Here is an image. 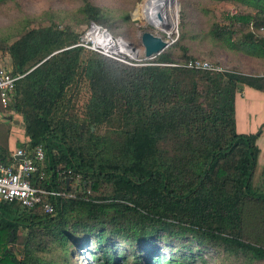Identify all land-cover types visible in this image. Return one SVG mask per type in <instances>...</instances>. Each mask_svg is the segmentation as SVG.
Returning a JSON list of instances; mask_svg holds the SVG:
<instances>
[{
	"label": "trees",
	"instance_id": "16d2710c",
	"mask_svg": "<svg viewBox=\"0 0 264 264\" xmlns=\"http://www.w3.org/2000/svg\"><path fill=\"white\" fill-rule=\"evenodd\" d=\"M211 1L230 11L210 32L219 57L264 58V0ZM79 14L82 25L107 23L91 0ZM79 39L55 25L0 38L12 74L23 76L14 109L28 142L19 147L31 156L45 148L50 178L35 186L74 196L54 201L53 216L0 203L14 215L0 220V264H74L79 249L95 264H264L261 132L238 133L235 105L245 86L264 92V79L188 69L200 58L176 62L167 49L161 65L132 67L72 48ZM8 139L0 123L4 163Z\"/></svg>",
	"mask_w": 264,
	"mask_h": 264
},
{
	"label": "rangeland",
	"instance_id": "374dc122",
	"mask_svg": "<svg viewBox=\"0 0 264 264\" xmlns=\"http://www.w3.org/2000/svg\"><path fill=\"white\" fill-rule=\"evenodd\" d=\"M83 1L13 0L0 6V38H9L11 40L9 43H13L26 31L50 25L58 26L61 30L71 29L81 37L91 23H97L107 28L114 37L128 41L133 48L139 51L138 59L135 52L128 56L133 60L137 59L132 61L134 63L132 67H144L156 63L157 58L149 61L142 60L145 52L141 41L143 33L150 32L168 41L167 52H174L173 60L176 62H182L183 56L216 62L221 50L210 37V32L216 24L230 23L228 8L211 0H176L174 3L175 30L171 38H168L154 30L140 17V11L146 0H91L94 5L105 10L107 23L92 21L89 25L79 24L84 20V17L79 14ZM225 11H228V14ZM224 13L227 15H223ZM181 40L183 43H180ZM0 65L11 69L12 60L7 52L0 51ZM240 72L251 76L260 74V72L247 70ZM242 108L240 102L239 113L241 115H243ZM7 143L9 149L17 145L13 137L8 139ZM255 186L259 187V181L255 182ZM78 254V257L74 259V264H95L89 252L84 249H79ZM206 254L208 257L211 255L209 252ZM221 263L222 261H219V264Z\"/></svg>",
	"mask_w": 264,
	"mask_h": 264
},
{
	"label": "built area",
	"instance_id": "2783aa9c",
	"mask_svg": "<svg viewBox=\"0 0 264 264\" xmlns=\"http://www.w3.org/2000/svg\"><path fill=\"white\" fill-rule=\"evenodd\" d=\"M251 29H253L252 25ZM72 48H82L88 52L98 53L109 60L128 66H134L132 61H136L140 57L139 51L133 48L128 41L114 37L107 28L97 23H91L86 32L80 37L79 42ZM132 51L137 53V59L135 60L128 56V52L132 53ZM156 58L148 59L145 57L144 52L142 60L149 61ZM150 65L161 64L154 63ZM183 66L188 69L212 73H233L230 68L204 59L191 60ZM257 77L264 79V71L258 74ZM22 78L23 76H14L11 69L0 65V118L9 114L11 116L19 115L14 109L15 91L16 83ZM45 159V148L39 146L32 156L26 149H19L12 163L0 161V203L17 204L22 210L26 211L39 209L44 214L53 216L55 214L54 201L69 196L74 197L68 195L66 191L35 186V183H42L50 178L44 170L46 168ZM58 176L63 178L64 174L59 173ZM71 180V183L67 184L68 187L74 186L77 191L81 187V179Z\"/></svg>",
	"mask_w": 264,
	"mask_h": 264
},
{
	"label": "crops",
	"instance_id": "0c3cea01",
	"mask_svg": "<svg viewBox=\"0 0 264 264\" xmlns=\"http://www.w3.org/2000/svg\"><path fill=\"white\" fill-rule=\"evenodd\" d=\"M231 16H235L238 13L237 8H231ZM264 34V32H261ZM219 62L227 65L230 69H238V71H252L255 73H261L264 71V58H256L245 55H237L234 53L222 52L220 55ZM242 103L243 115L239 113V103ZM236 124L237 131L242 135H251L261 132L257 145L260 149V154L258 158L257 167L255 170V179L254 181H259V187L262 179L264 178V92L244 87L241 92L236 97ZM11 116L5 115L0 118V123L7 127V134L9 139L14 138L17 143L15 148L9 149L10 161L13 162L15 154L19 149L18 145L26 144L28 142V137L26 136L25 127L22 125H17L14 122L8 121L7 118ZM14 121L24 123L22 115H13ZM1 147H7L6 145H1ZM264 187V185H263ZM14 215H11L5 209L0 207V220H12Z\"/></svg>",
	"mask_w": 264,
	"mask_h": 264
},
{
	"label": "bare ground",
	"instance_id": "6f19581e",
	"mask_svg": "<svg viewBox=\"0 0 264 264\" xmlns=\"http://www.w3.org/2000/svg\"><path fill=\"white\" fill-rule=\"evenodd\" d=\"M175 1L176 0H146L142 7V11H140V17L153 27L154 30L171 38L175 30ZM128 55H133V51L132 53L128 52Z\"/></svg>",
	"mask_w": 264,
	"mask_h": 264
},
{
	"label": "water",
	"instance_id": "95a60500",
	"mask_svg": "<svg viewBox=\"0 0 264 264\" xmlns=\"http://www.w3.org/2000/svg\"><path fill=\"white\" fill-rule=\"evenodd\" d=\"M141 41H142V46L145 49V57L148 59L158 57L161 53H163L169 47L168 41L150 32L143 33ZM7 120L14 122L17 125H22L23 127H25V123L14 121L13 116H9ZM71 181H72L71 179L67 180L68 185L71 183ZM263 185H264V178L262 179L260 183V188L263 187ZM12 240L13 239H11V242ZM11 249L12 247H10L8 251H10Z\"/></svg>",
	"mask_w": 264,
	"mask_h": 264
}]
</instances>
